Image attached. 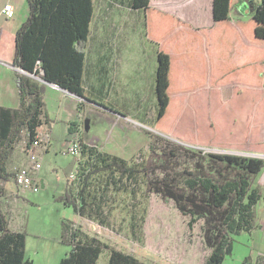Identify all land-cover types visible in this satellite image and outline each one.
Instances as JSON below:
<instances>
[{"label": "trees", "instance_id": "1", "mask_svg": "<svg viewBox=\"0 0 264 264\" xmlns=\"http://www.w3.org/2000/svg\"><path fill=\"white\" fill-rule=\"evenodd\" d=\"M26 1L28 15L14 34L11 61L13 66L23 70L15 73L19 105L17 108L0 106V196L11 176L6 170L7 159L22 131L27 133V144L40 131L44 81L84 97L85 47L93 0ZM241 2L212 0V26L191 31L186 22L151 6L149 0L128 1L131 9L143 10L146 36L158 46L155 87L158 108L153 128L193 146L187 148L177 144L156 153L151 145V153L156 156L142 167L147 178L146 190L158 194L163 201L172 200L181 214L189 216V227L197 219L202 220V239L209 249L204 264H222L225 256L231 253L233 235L253 228L254 206L259 200L253 178L264 168V159L253 155L264 152V146L257 138L258 127L253 134L246 131L252 109L248 108V101L243 96L246 89L264 94V0H259L247 21L233 24L229 12ZM222 23L240 30L236 62L241 75L246 74L248 67L255 68L256 87H230L231 93L223 101L219 94L224 87L191 88L190 94L188 87H168L173 63L177 67L184 62L183 41L191 35L186 31L196 37L202 33L203 47L210 51L212 33L225 30L218 28ZM180 151L188 154L191 167L180 168ZM85 155L100 160L85 178L108 169L127 174L136 172L124 159L99 152L86 144L82 149V156ZM82 164L83 161L79 162L77 169L78 183L83 177ZM158 169L162 174L151 177ZM62 200L78 215L85 207L82 194L74 197L70 190ZM70 229L68 221L62 220L64 236L61 242L68 250L58 264H96L108 246L95 237H78L77 231ZM26 236L25 231L9 229L0 207V264H33L26 253ZM108 249L107 264H142L130 253ZM241 264L264 263L252 262L245 257Z\"/></svg>", "mask_w": 264, "mask_h": 264}, {"label": "crops", "instance_id": "2", "mask_svg": "<svg viewBox=\"0 0 264 264\" xmlns=\"http://www.w3.org/2000/svg\"><path fill=\"white\" fill-rule=\"evenodd\" d=\"M258 3L259 0H242L229 12L230 22L234 24L247 21ZM6 4H11L13 8L11 18L5 17L2 13ZM149 4L179 17L190 26L191 31L207 29L213 24L212 0H158L156 2L149 0ZM125 6V12L126 10L137 13L141 11L131 9L128 2ZM28 11L26 0H0V106L3 107L17 108L19 105V94L15 82L17 70L11 65L13 54H8L4 50V42L11 36L14 45V34L27 17ZM95 11V0H93V15L89 24L83 69L84 97L89 101L62 88L46 84L40 114L41 126L37 134L42 138L41 145L30 149L37 152L41 159V168L35 173L39 184L38 192L33 193L28 188L18 186L13 180L12 171L8 169V167L28 164L27 147L30 143L26 142L24 145L16 143L7 159L6 170L11 173V176L5 184L4 194L0 196V207L7 218L10 230L27 233V215L30 206L28 203L40 208V203L46 200L45 195L49 200L47 213L57 208L55 204L61 206L58 211L59 223H56L55 228L56 235L62 231V220H74L76 214L71 207L65 206L62 198L69 190L73 194V180L69 178V175L77 171V161L82 162L84 158L82 156L79 160L64 154L67 142L75 129V115L78 107H81L83 113V135L86 145L122 159L128 154L125 149L128 146L129 131L137 132L133 124L131 128L128 126V119L132 113L127 111L128 100H130L127 87H151L156 116L158 46L155 42L146 39L143 18L140 19L139 24L137 23L139 29L136 28L135 22L126 21L122 19V16L109 21L100 20L94 28L92 24ZM218 28L225 30L215 31L216 34L212 33L213 47L210 51L203 47L202 33L196 37L192 32L186 31L191 35L186 36L183 41L184 62L177 67L173 63L172 70H169L168 87H224L219 94L221 101L231 93L230 87H256L255 68L248 67L246 74L241 75L236 62L239 59L240 30H234L226 23L219 24ZM219 33L222 35L217 36ZM206 52H208L207 56ZM128 57L137 59L134 62H127ZM243 96L248 101L246 104L248 108L252 109L246 131L253 134L258 127L257 138L264 146V94L246 89V92L243 91ZM137 99L134 98L135 103L132 108L135 109V113L137 111L142 113L143 96L139 97V103ZM46 134L47 139L44 138ZM111 143H114L113 147L110 146ZM253 155L264 159V152ZM57 156L70 160L67 172L56 164ZM255 179L258 184L264 186V168ZM44 189L47 190L46 194L41 193L38 195L40 198H36L35 194H39L40 190L44 191ZM65 210L67 213L71 210L74 215L65 219L62 214ZM23 213H26L24 218ZM247 233L251 238L249 239L250 256L247 257L252 262L264 260V218L260 225L253 226Z\"/></svg>", "mask_w": 264, "mask_h": 264}, {"label": "rangeland", "instance_id": "3", "mask_svg": "<svg viewBox=\"0 0 264 264\" xmlns=\"http://www.w3.org/2000/svg\"><path fill=\"white\" fill-rule=\"evenodd\" d=\"M127 2L128 0H95L96 11L92 26L95 28L100 20L109 21L119 19L121 16L126 21L135 22L137 26L141 18L145 19L144 12L143 10L139 13L129 10L125 12ZM136 28L139 29L138 26ZM144 29L145 37L149 40L146 28ZM4 50L8 54H13V37L10 36L4 42ZM135 59L137 58L128 57L127 62H134ZM191 88L196 89L188 87L189 94ZM127 93L130 97L127 111L132 113L128 119V126L131 128L133 124L137 132L129 131L128 146L125 149L128 154L124 155L123 159L126 165L136 169V172L127 174L116 169H108L94 172L85 178V174L100 161L96 157L90 159L85 155L81 172L83 179L81 178L79 183L73 180L72 183L73 196L78 197L82 194L85 207L81 214L74 216V220L68 221L70 230L77 231L78 237L83 239L95 237L108 248L130 253L142 264H204L209 249L202 239V220L197 219L192 227H189L187 224L189 216L181 214L172 200L163 201L158 194L146 190L147 178L142 172V167L156 156L151 153V145L158 153L180 143L171 139L169 134L160 132L161 135L155 132L153 120L156 109L151 87H127ZM140 96H143V110L142 113L139 111L135 113V109L132 108L134 98H138L139 103ZM198 96L197 93V98ZM26 142L27 133L23 130L17 143L24 145ZM182 145L193 148L187 143ZM110 146L113 147L114 143ZM55 159L56 164L67 172L70 160L61 156ZM178 162L180 168L192 166L186 152H179ZM15 167L8 169L11 172ZM161 174V170L158 169L151 177ZM253 184L259 192V200L254 206L255 226L260 225L264 218V186L258 184L255 178ZM46 192V189L40 190L35 197L40 198L38 195ZM45 196L46 200L40 203V208L28 203L30 206L27 215L26 253L31 257L33 264H58L68 250V246L61 242L63 232L56 235L55 230L56 223H59L58 211L61 206L55 204L57 208L47 213L49 200L48 196ZM25 214L23 213V218ZM62 214L65 219L74 215L71 210L68 213L65 210ZM249 239L251 238L247 232L233 235L231 253L225 256L222 264H241L245 257L250 256ZM108 248L103 249L96 264H107ZM258 262L264 263V260Z\"/></svg>", "mask_w": 264, "mask_h": 264}, {"label": "built area", "instance_id": "4", "mask_svg": "<svg viewBox=\"0 0 264 264\" xmlns=\"http://www.w3.org/2000/svg\"><path fill=\"white\" fill-rule=\"evenodd\" d=\"M2 13L5 17L11 18L13 16V8L11 4H6ZM47 139V134L44 137ZM42 138L36 135L35 139L30 142V146L27 147L28 164L16 166L12 171L14 182L23 188L30 189L31 192L36 193L39 191V184L35 178V173L41 168V159L37 152L31 151V147L37 148L41 145ZM86 144L82 129V110L77 109L75 115V129L72 136L67 142L64 154L72 157H82V149ZM79 167V161H77V168ZM71 180L77 182L78 172L74 171L69 175Z\"/></svg>", "mask_w": 264, "mask_h": 264}, {"label": "water", "instance_id": "5", "mask_svg": "<svg viewBox=\"0 0 264 264\" xmlns=\"http://www.w3.org/2000/svg\"><path fill=\"white\" fill-rule=\"evenodd\" d=\"M12 65V64H11ZM13 66V65H12ZM17 71H21V72H23V70L21 69V68H18V67H15V66H13ZM38 79H40V78H38ZM43 81V80H42ZM46 84H48V85H53V86H55V87H59V86H57L56 84H53V83H50V82H47V81H44ZM60 88V87H59ZM81 99H85L86 101H89V100H87L85 97H80ZM155 132H157V133H159V134H161L162 135V133H160L159 131H157V130H155ZM171 139H173V140H175V141H177V142H179L180 144H185V143H183V142H180V141H178V140H176V139H174V138H172V137H170Z\"/></svg>", "mask_w": 264, "mask_h": 264}]
</instances>
